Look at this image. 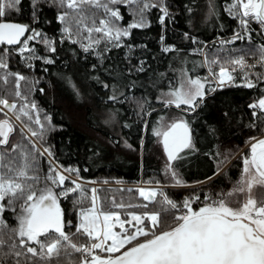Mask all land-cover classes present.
I'll return each instance as SVG.
<instances>
[{
	"label": "trees",
	"instance_id": "1",
	"mask_svg": "<svg viewBox=\"0 0 264 264\" xmlns=\"http://www.w3.org/2000/svg\"><path fill=\"white\" fill-rule=\"evenodd\" d=\"M154 2L158 3V0ZM167 2L175 15V20H166V31L158 21L160 9L150 8L144 15L152 23L145 28L134 27L129 37L122 38L127 45L136 47L131 52L128 47L123 46H113L107 52L99 50L105 56L104 61L101 62L94 55L96 50L85 52L78 42L67 39L63 43L59 42V29L63 25L55 17L63 7H59L54 0H43L40 5L42 11L38 13L40 20L37 22L31 18V0H22V10L9 11L7 18L29 24L30 27L42 29L49 36L57 37V52L53 56L55 63L46 64L39 59L40 55H51L40 40H31V45H35L38 55L32 61L22 58L15 51L18 44H3L0 46V59H3L9 67L8 69L0 67V97L17 100L15 73H22L25 79H20L21 95L26 97L29 103L33 99L36 101L40 116L46 123L49 116L51 119L52 127L46 129L43 139L39 137L42 144L46 142L51 145L55 160L65 168L67 165H72L73 169L78 166L79 173L73 172L81 178L103 182L149 183L151 181L150 183H154L158 180L160 183H168L169 179L164 171L168 163L167 155L163 148L162 137L159 140V136L153 132V127L160 126L163 118L176 114L184 116L193 129L196 150L185 151L179 162L174 161L172 164L183 179L189 182L187 184L207 182L203 186V191L198 192L199 195L204 196L207 192L214 194L229 189L239 178L243 161L234 157L249 142V137L264 134V123H262L264 110L248 107L253 100L264 96V80H260L257 74L253 75L252 79L256 84L251 88L240 83L245 78L241 74L235 77L236 82L232 85L210 89L211 84L206 83L204 85L206 95L204 98H199L200 103L195 114L187 111L188 107L182 110L168 106L166 98L158 101L156 97L161 95V89L167 91L170 86L169 81L172 87L178 88L186 76L193 78L199 76L204 80H210L204 50L212 55L218 49L226 47L228 44H221L219 39H229L240 26V18L228 12L227 5H230L232 0H167ZM185 6L191 8L192 12L189 13ZM116 7L120 8L123 16L120 23L127 25L141 15L142 1L138 5L119 4ZM69 11L74 14L77 10L69 9ZM83 12L85 11L81 13ZM249 24L252 42L245 37L231 44L240 56L257 59L259 45L264 43V30L259 28L257 23L251 22V19ZM184 32L199 37V43L185 38L182 35ZM162 34L166 43L177 45L175 50L162 51L160 40ZM193 48H199L200 51L192 52ZM143 56L148 57L146 70L142 73L134 71L132 75L125 74V66L135 68L138 60ZM29 64L34 67H29ZM93 64L98 65L96 70L92 69ZM109 65L118 67L106 74L105 69ZM44 69L48 71L45 72ZM181 69L185 70L183 76ZM257 69L264 72V65L257 66ZM102 81H107L109 87L104 88ZM130 81L135 83L134 88ZM112 85L116 87L113 88ZM41 88L44 91H39ZM111 96H115L116 99L110 101ZM29 110L31 115L35 116V110ZM253 111L257 112V116H252ZM112 113H115V116L109 120ZM0 119H3V114L0 115ZM144 121L148 122L147 127ZM253 124L256 127H251ZM19 131H14L13 126V130L9 133V144L20 145V148L15 150L17 165L23 159L21 152L27 151L30 154L34 152L30 139L25 135L23 140V134ZM3 148L4 146L0 145V149ZM214 154L215 158H213ZM36 155L40 162L37 170L38 179H29L27 182L34 184L39 190L46 182L49 159L44 154L36 153ZM225 156L227 160L222 163L221 168L228 162L231 163L223 172H216L217 160H223ZM206 177L209 179L206 180ZM65 183L71 185L69 179H66ZM83 188L84 196H81V192L77 190L68 197H60L65 219L73 221V225L78 223L80 208L87 209L91 204L89 194L92 187ZM97 190L101 196L103 209L110 210L107 200L115 192L111 194L107 186H100ZM167 191L175 201L183 200L186 195L184 189ZM121 192L132 195L121 196L126 198H123L119 204L127 207L114 204L117 211H128H124L125 217L131 211L145 210L158 211L161 218L169 222L175 216L176 209L165 202L148 201L141 204L139 188L123 189ZM107 196L109 197L106 198ZM142 205H147V208L141 207ZM18 212L17 207L15 212L9 209L4 213L6 224H0V239L5 243L0 245V249L6 251L16 236L13 228L18 227V220L15 218ZM73 225L65 224V231L72 235V239L78 244L89 242L86 234L82 230L78 232ZM41 238L50 240L55 237L44 235ZM82 255L70 246L67 249L62 247L58 256L53 254L46 258L38 257L36 264H78ZM24 259L23 256L20 258L22 264ZM28 264H31V261Z\"/></svg>",
	"mask_w": 264,
	"mask_h": 264
},
{
	"label": "snow or ice",
	"instance_id": "2",
	"mask_svg": "<svg viewBox=\"0 0 264 264\" xmlns=\"http://www.w3.org/2000/svg\"><path fill=\"white\" fill-rule=\"evenodd\" d=\"M82 2L83 0H81ZM42 3L43 0H31V18L34 21L40 20L38 13L42 11L40 7ZM57 3L59 7L66 5L68 9H75L78 13V15H73L72 12L65 10L57 12L55 18L63 25L59 29V42L63 43L65 39L78 42L85 52L100 45L101 41L107 42L105 52L113 46L128 47L131 52L136 46L127 45L122 38L129 37L132 28H145L152 23L144 15L150 8L160 9L158 21L164 31L167 28L166 20H175V15L171 12L167 0H158V3H155L154 0H142L141 15L127 25L120 23L123 16L116 4L127 5L129 0H107L105 3H101L100 0H91L92 4L102 8L106 13L99 19L98 25L96 19L93 18L92 26L84 22L83 13L79 12L81 4H78L76 0H57ZM21 4L22 0H0V43L18 44L15 51L22 58L32 61L36 59L35 55L25 56L24 54L26 50L36 53L35 45H30L29 41L40 40L51 55H40L39 59L46 64H54L53 56L57 52V37L49 36L42 29L30 27L29 24L7 18L9 11H21ZM185 7L187 8V6ZM227 8L230 15L239 16L240 26L229 40L220 39L221 44L238 41L244 39L245 36L249 42H252L250 19L259 21L261 29L264 30V0H232V4L227 5ZM187 11L191 13L192 9L187 8ZM29 29L30 34L22 40L21 38L25 37ZM84 29L87 30V37L82 36ZM94 32L103 35L93 39ZM182 35L199 43V37L191 35L189 32H184ZM85 39L88 41L87 43L84 42ZM160 40L161 49L164 52H171L177 48L175 43H166L163 34ZM191 51L199 52L200 49L193 48ZM253 54L255 55V53ZM94 55L101 62L105 59L104 53L99 49ZM259 55L260 59L257 63L264 64V43L259 45ZM205 60L211 70V65L218 63L220 57L217 55L213 59H208L206 55ZM229 62L235 63L241 68L246 66L243 56H238L234 61L230 60ZM147 64L148 57L143 56L138 60L135 68L125 66V74L132 75L134 71L142 73L146 70ZM0 67L8 69L9 66L3 59H0ZM29 67H34V65L29 64ZM91 67L96 70L98 65L93 64ZM115 67L118 66L109 65L105 69V73L113 71ZM44 71L47 72L48 69H44ZM184 71L181 69L182 76ZM15 76L17 77L16 96L20 97L19 83L20 79H25V77L20 72H16ZM257 76L260 80H264V72L257 73ZM244 77L240 81L241 84H245L249 88L256 84V81L249 77L247 71L244 72ZM225 80L231 83L236 82V78L229 69L221 65L217 86L223 87ZM130 83L134 88L135 83L131 81ZM206 83L209 82L202 77L186 76L182 80L181 86L174 88L169 81L170 86L167 91L161 89V95L156 99L159 101L169 97L166 103L175 104L177 107L185 104L188 106L187 111L195 114L200 103L198 98L206 95L204 91ZM102 86L108 88L109 84L107 81H102ZM112 87L116 86L112 85ZM39 91H44V89L41 88ZM22 99L24 103L17 111V115L24 113L31 120L33 119L31 112H26V109H34V119L38 128L32 131V135L43 139L46 129L36 101L33 99L29 103L26 97H22ZM115 99V96L109 97L110 101ZM17 103V100L9 101L6 97L0 98V105L4 106L0 108V112H4L5 108L17 110ZM248 107L264 110V96L253 100ZM149 111H151L150 108ZM114 116L115 113H112L108 119L110 120ZM252 116H257V112L253 111ZM147 123L144 121L145 127H147ZM48 126L52 127L50 116L48 117ZM127 126L130 127V125ZM251 127H256V125L253 124ZM12 130L13 125L5 114V117L0 119V137H2L0 145L4 146L3 149H0V224H6L4 219L6 210L11 209L15 212L18 207L19 212L15 217L18 220V227L13 228V233L16 236L6 251L0 249V264H22L20 260L22 256L25 258L24 264H28L29 261L31 264H36L38 257L46 258L53 254L58 256L62 247L67 249L69 246L83 254L78 264H264V196L258 200L252 194L253 185L264 186V135L259 138L249 137L251 155L244 156V170L241 179L237 182V186L229 189L227 193H220L216 198H214L215 194L205 195L198 208L193 207V200L200 201L199 195L190 194L182 202L172 200L165 195L166 204L176 209L175 216L170 222L163 220L158 211L146 210L131 211L127 214L129 219L122 220L120 211L104 210L97 204V190L93 188L90 206L87 209L80 208L79 222L73 225V221H66L59 198L68 197L70 193L75 194L77 190L83 196L84 188L80 180H72L71 185L65 183L68 179L62 170L65 166L55 160L53 149L46 142L44 148L41 149L33 140L34 152L31 154L27 151L21 152L20 155L23 159L17 165L15 150L20 148V145L9 144V133ZM153 132L162 137L168 161L164 171L166 174H170L171 182L175 185L189 183L183 179L172 164L173 161L179 162V158L185 151L196 150L192 135L193 129L188 120L184 116H179L170 120L166 125L153 127ZM143 143L142 139V146ZM36 153L47 154L51 157L48 161L45 186L39 190L34 184L27 182L29 179H38L37 170L40 162ZM213 158H215V154ZM5 160L8 162L4 163ZM226 160V156L223 160H217L216 172L220 171L222 163ZM66 168L68 171L79 173L78 166L73 169L72 165H67ZM215 174L214 172L213 175ZM47 181H51V183H47ZM156 183L159 184L160 181L157 180ZM158 191L159 189L155 187L139 189L140 195L148 201H154ZM239 193H245L244 199L239 201L236 206H232L231 197L233 194ZM18 201L19 204H17ZM119 207L127 206L120 205ZM141 207L147 208V205ZM66 223L73 225L78 232L82 230L86 233L90 242L74 243L70 234L65 231ZM117 224L120 231L115 230L114 225ZM41 234L55 238L42 239ZM64 241L66 243H62ZM30 242H35L36 246H32ZM4 243L5 241L0 239V245ZM18 246L22 250H19Z\"/></svg>",
	"mask_w": 264,
	"mask_h": 264
},
{
	"label": "rangeland",
	"instance_id": "3",
	"mask_svg": "<svg viewBox=\"0 0 264 264\" xmlns=\"http://www.w3.org/2000/svg\"><path fill=\"white\" fill-rule=\"evenodd\" d=\"M141 1L142 0H129V4L138 5ZM54 2L57 3V0H54ZM76 2L78 4H81V7H80L79 11L80 12L85 11L87 13V15H84V22L88 23L89 26H92L91 21H92L93 18L96 19V22H97V25H98L99 24V19L102 16L106 15L104 10L102 8H98L95 4H92L91 0H83L82 3H81V0H76ZM100 2L101 3H105V2H107V0H100ZM119 4H123V3H117L116 6L119 5ZM63 10L69 11V9L66 7V5L63 7ZM73 10H75V9H73ZM85 12H83V13L86 14ZM75 13H77V11ZM75 13L73 15H76ZM251 22H254V20L251 19ZM29 34L30 33L28 32V35ZM87 35H88L87 30L84 29L83 32H82V36L83 37H87ZM101 35H103V34L102 33H96V32H94L92 34L93 39H96L98 36H101ZM220 39H219V41H220ZM229 39H227V40H229ZM84 42L87 43L88 41L85 39ZM231 42H233V41H230L229 43H226V44H228L226 46L227 48L224 47L222 49H218L212 55H209L208 53H206V50H204V58H205L206 55H207L208 59H213L217 55L220 57V61L218 63H215V64L211 65V70H210V66H209L207 60H205L206 63H207V69H208L209 76H210V80H207L211 84L210 85V89H214L216 87L219 88L217 86V82L219 80V67L221 65H223L224 67L228 68L230 73L234 77H236L239 74H241L244 77V72L247 71L248 74H249V77L252 79L253 75H256L258 72H260L257 69V66L261 65V64L257 63V61H259V59H260V55L258 56L257 59L247 58L244 55L243 57H244V60L246 61V66L244 68H241L239 65H236L235 63H230L229 62L230 60L234 61L236 57L240 56V54L237 53L234 45L231 44ZM104 43L106 44L107 42L101 41L100 45H98L97 47H94L92 49L96 50V51H97V49L105 50V44ZM29 44L31 45V40L29 41ZM230 49L233 50V51H229ZM24 55L25 56L35 55L36 58L38 57L37 53H31L28 50H26ZM262 65H264V64H262ZM229 84L231 85V84H234V83H231V82L225 80L224 86L229 85ZM22 97H24V96H22V95L20 97L17 96V102H18L17 103V110H12V109L5 108L4 113L0 112V115L3 114V118H4L5 114H7L9 120L11 121L12 125L14 126V131H19V130L21 131V129H23V131H21L22 134H23L22 135V139L23 140L25 139L24 136L26 135L30 139V143L31 144H32V141L34 140L36 142V144L39 145V147L41 149H43L44 145L42 144V142L39 139V137L32 135V131L36 130L38 128V125L36 124L35 119H34L35 116H32L33 119L30 120L29 116L24 114V113H20L19 116L17 115V111L20 109L21 105L24 103V100L22 99ZM204 97H201V98H204ZM0 98H3V97H0ZM165 98H166L165 100H167L169 97H165ZM8 100L11 101L13 99H8ZM167 105L168 106L177 107L175 104H168L167 103ZM183 106L185 108H183ZM3 107H4L3 105H0V108H3ZM186 107H188V106L185 105V104H181L177 108L184 110V109H186ZM28 111H30V110L26 109V112H28ZM179 116H180L179 114H176L175 116H172V117L163 118L161 120V122H160V126L166 125L170 120H172L174 118H177ZM41 120L45 124V129H47L49 127L48 123H46V121L44 119H42V117H41ZM261 135H264V134H261ZM261 135L255 136V138H259ZM160 139H161V137L159 136V140ZM44 155L48 159H51V157H49L47 154H44ZM246 155L247 156L251 155L250 142H248L241 150H239V152L234 157V159H237V158H241L242 159L243 167H242V171H241V174H240L239 178L233 183V185L229 189L233 188L234 186H237V182L241 179V176H242L243 170H244V156H246ZM230 163H231V161L228 162L225 166H223L220 169L219 173H221L225 169H227ZM62 170L65 172V175H66V177H68L70 182H72V180H80V183L83 185V187L84 186H89V187H92V189L96 188V190H97V188L100 187V186H107V188L111 190V194H113V192H115V194H113L109 198V200H107L108 203L106 201V203L110 205V206L108 205L110 210H116L114 208L115 207L114 204L120 206L119 203L122 202L121 200L123 198H126L128 196H132L131 194H129V195L121 194L122 193L121 191L123 189H130L131 190L133 188H139L140 189L141 187H144V188H150V187L158 188L159 191L155 194V200L154 201H155V203H163V202H165L164 201V196L165 195H167V197H169L171 199V197L169 196L168 191H167L168 189H174V190L175 189H177V190L184 189V190H186V195L184 196V198H185L186 196H188L190 194L199 195V193H201L203 191V189H204V187H203L204 184L207 183L205 181V182H199V183H194V184L175 185V184H173L171 182L170 174H167V178L169 179L168 183H159V184H157L156 182H154V183H146V182H143V181H139V182H136V183H126V182H117V181H106V182H103V181L88 180V179H84V178L80 179L81 177L78 176L77 174H75L73 171H68L67 168H64ZM45 183L43 184L42 188L45 186ZM47 183H48V181H47ZM49 183H51V182H49ZM92 189H91V194H89V196L91 198V202H92ZM229 189L214 193L215 194L214 198H216V196H219L220 193H227ZM209 194H212V193H208L207 192V193L204 194V196L205 195H209ZM252 194L254 196H256L257 199L259 200V198L261 196H264V186L253 185ZM123 195L126 196V197H121ZM199 196L201 197L200 201L193 200V207H195V208H198L200 206V204L203 202L204 196H201V195H199ZM96 197H97V201H96L97 204L102 206L101 205V199H100L101 196H100L98 190L96 191ZM108 197L109 196H107L106 198H108ZM244 197H245V193L233 194V196L231 197L232 206H236L239 201H242L244 199ZM182 201L183 200L178 201V202H182ZM139 202H141V204H145L146 202H148V200H146V198L144 196H141ZM124 211L128 212L127 210H124ZM124 211L121 212V219L122 220H127V219H129V217L128 216L125 217ZM78 217H80V210L78 212ZM78 222H79V220H78ZM114 227H115L116 231H120L118 224L114 225ZM84 234H86V233H84ZM44 235L45 234H41V237L44 236ZM70 238L72 239V235H70ZM73 242L78 244V242L76 240H73ZM89 242H90V240H89ZM30 243L32 244V246H36L35 242H30ZM62 243H66V241H64Z\"/></svg>",
	"mask_w": 264,
	"mask_h": 264
},
{
	"label": "built area",
	"instance_id": "4",
	"mask_svg": "<svg viewBox=\"0 0 264 264\" xmlns=\"http://www.w3.org/2000/svg\"><path fill=\"white\" fill-rule=\"evenodd\" d=\"M253 20H254L255 23H257V26H258L259 28H261V26H260V22L257 21V20H255V19H253ZM258 110H260V109L258 108Z\"/></svg>",
	"mask_w": 264,
	"mask_h": 264
},
{
	"label": "water",
	"instance_id": "5",
	"mask_svg": "<svg viewBox=\"0 0 264 264\" xmlns=\"http://www.w3.org/2000/svg\"><path fill=\"white\" fill-rule=\"evenodd\" d=\"M18 22H20V21H18ZM23 23V22H22ZM29 32V31H28ZM28 32H26V34H25V36L28 34ZM24 37H22L21 39H23ZM3 44H7L6 42L5 43H0V46H2ZM166 153V152H165ZM167 155V154H166ZM174 162V161H173ZM172 162V163H173Z\"/></svg>",
	"mask_w": 264,
	"mask_h": 264
},
{
	"label": "crops",
	"instance_id": "6",
	"mask_svg": "<svg viewBox=\"0 0 264 264\" xmlns=\"http://www.w3.org/2000/svg\"><path fill=\"white\" fill-rule=\"evenodd\" d=\"M230 85V84H229ZM232 85V84H231Z\"/></svg>",
	"mask_w": 264,
	"mask_h": 264
}]
</instances>
